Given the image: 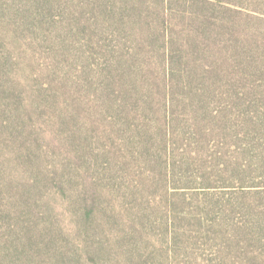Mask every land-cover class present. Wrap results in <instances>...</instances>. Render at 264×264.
<instances>
[{
	"label": "trees",
	"instance_id": "1",
	"mask_svg": "<svg viewBox=\"0 0 264 264\" xmlns=\"http://www.w3.org/2000/svg\"><path fill=\"white\" fill-rule=\"evenodd\" d=\"M0 264H264V0H0Z\"/></svg>",
	"mask_w": 264,
	"mask_h": 264
}]
</instances>
